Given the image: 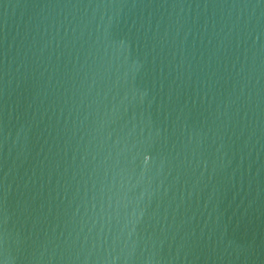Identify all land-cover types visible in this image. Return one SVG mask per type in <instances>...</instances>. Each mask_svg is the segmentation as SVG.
I'll return each mask as SVG.
<instances>
[{
	"label": "water",
	"instance_id": "obj_1",
	"mask_svg": "<svg viewBox=\"0 0 264 264\" xmlns=\"http://www.w3.org/2000/svg\"><path fill=\"white\" fill-rule=\"evenodd\" d=\"M0 264H264V0H0Z\"/></svg>",
	"mask_w": 264,
	"mask_h": 264
}]
</instances>
